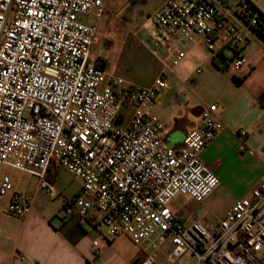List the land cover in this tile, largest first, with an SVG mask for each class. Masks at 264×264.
Returning <instances> with one entry per match:
<instances>
[{"label": "built area", "instance_id": "built-area-1", "mask_svg": "<svg viewBox=\"0 0 264 264\" xmlns=\"http://www.w3.org/2000/svg\"><path fill=\"white\" fill-rule=\"evenodd\" d=\"M106 11L102 0H0V207L9 195L7 213L24 220L33 204L2 174L5 166L36 177L51 198L58 191L47 173L62 168L81 182L78 195L63 202L65 219L89 220L109 241L127 235L154 250L170 243L164 259L148 254L142 264H184L185 256L194 264H264V178L216 226L180 222L171 208L178 197L201 203L219 185L201 158L226 128L218 106L202 110L200 127L179 149L163 140L151 110L168 88L166 73L189 57L173 44L212 54L264 44L262 12L250 0H164L146 28L155 55L172 49L145 87L93 57ZM246 62L237 54L227 70L235 76ZM238 135L243 153L247 132Z\"/></svg>", "mask_w": 264, "mask_h": 264}, {"label": "crops", "instance_id": "crops-1", "mask_svg": "<svg viewBox=\"0 0 264 264\" xmlns=\"http://www.w3.org/2000/svg\"><path fill=\"white\" fill-rule=\"evenodd\" d=\"M163 1L151 14L161 7ZM250 1L264 14V0ZM137 20L141 33L148 39V19ZM135 35L138 37L136 32ZM193 49H198L195 57L191 55ZM204 51L203 48L189 51L188 60L196 61L197 70H200V73L196 70L193 84L187 85L183 74L178 71L179 66L172 69L169 75L174 80L170 81L167 74L168 88L160 91L151 110L163 123V140L179 149L186 136L200 127L202 110L211 104L218 106L226 128L203 151L201 158L218 177V186L234 197V204L242 198H251V192L264 178V44L253 40L239 52L235 49H222L216 54ZM237 54L247 62L233 76L227 73V67ZM97 59L103 61L101 56ZM202 67L206 69L204 72ZM179 89L185 90L184 98ZM178 93L180 100L177 101ZM241 130L247 132L243 153L238 151ZM58 170L52 167L47 173L54 186ZM78 182L80 186L72 198L80 192L81 182ZM14 185L16 191L33 196L32 210L24 220L13 218L7 213L10 196L3 199L0 207V264H142L148 255L145 245H136L127 235L109 241L89 220L84 221L78 215L65 219L62 207L64 200L69 198H62L61 214H49L37 194L32 192V181H28L25 187L19 182ZM97 250L100 251L98 255Z\"/></svg>", "mask_w": 264, "mask_h": 264}, {"label": "rangeland", "instance_id": "rangeland-1", "mask_svg": "<svg viewBox=\"0 0 264 264\" xmlns=\"http://www.w3.org/2000/svg\"><path fill=\"white\" fill-rule=\"evenodd\" d=\"M102 1L106 5L107 11L100 23L101 40L98 46L93 49L94 57L97 59L101 56L107 71L113 72L128 82L145 87L150 86L164 69L161 60H166L172 47H167L155 55L156 47L143 36L140 25L137 26V19L140 22L148 19V16L161 0ZM173 46L182 47L187 51L192 49L184 43H175ZM230 48L235 49V47ZM204 52L210 53L207 50ZM197 53L198 49H193L191 55L195 57ZM198 67L196 61H189L188 58L179 66L178 71L183 74L187 85L193 84ZM201 70L204 72L206 69L202 67ZM227 73H229L228 70ZM166 74L169 75L170 73L167 72ZM169 79L170 81L174 80L171 75H169ZM184 91L179 89L183 98L186 94ZM198 91L203 93L202 89ZM2 174L10 176L14 183L19 182L22 187L27 186L28 181H32V192L37 194L40 204L49 214H61L62 198H72L80 186L77 179L65 169L60 168L55 183L58 197L51 198L46 191L39 189L37 178H31L28 174L8 166L3 168ZM234 201L233 196L226 194L220 186H217L211 195L201 203L186 202L185 198L178 197L172 203L171 208L180 222L198 219L207 226H216ZM154 240L155 237L152 238V241ZM143 245H145L148 254H152L158 259H164L170 248L168 242L157 250L152 249L151 243H143ZM183 263L194 264V258L185 256Z\"/></svg>", "mask_w": 264, "mask_h": 264}, {"label": "trees", "instance_id": "trees-1", "mask_svg": "<svg viewBox=\"0 0 264 264\" xmlns=\"http://www.w3.org/2000/svg\"><path fill=\"white\" fill-rule=\"evenodd\" d=\"M263 14V13H262ZM263 16H264V14H263ZM99 62V64H100V66L102 67V68H105V62L104 61H98ZM49 171H50V169H49ZM47 178H49L48 176H47ZM49 180H50V178H49Z\"/></svg>", "mask_w": 264, "mask_h": 264}]
</instances>
